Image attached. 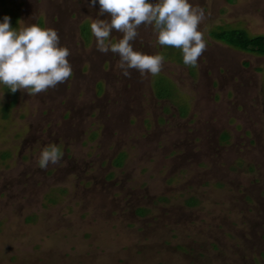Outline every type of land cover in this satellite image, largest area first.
<instances>
[{
	"label": "rangeland",
	"instance_id": "1",
	"mask_svg": "<svg viewBox=\"0 0 264 264\" xmlns=\"http://www.w3.org/2000/svg\"><path fill=\"white\" fill-rule=\"evenodd\" d=\"M90 3L0 0V21L58 30L73 69L35 96L0 84V264H264V54L211 35L264 36V0H190L196 67L142 26L134 49L165 63L129 77L96 50ZM49 144L63 156L41 169Z\"/></svg>",
	"mask_w": 264,
	"mask_h": 264
},
{
	"label": "clouds",
	"instance_id": "2",
	"mask_svg": "<svg viewBox=\"0 0 264 264\" xmlns=\"http://www.w3.org/2000/svg\"><path fill=\"white\" fill-rule=\"evenodd\" d=\"M97 0H91L90 8ZM99 12L91 20L90 30L95 48L101 54L119 56L118 68L125 77L131 70L142 76H157L163 70V54H148L134 49V42L143 26L151 28L161 46L182 52L183 63L196 67L207 49L200 25L206 14L190 0H98ZM108 18L101 19L100 16ZM11 17L0 21V84L12 93L18 90L28 95L45 93L68 81L73 75L68 59L71 51L60 43L58 30L39 23L17 22ZM115 30L119 37H112ZM63 152L57 144L45 146L37 161L41 169L60 163Z\"/></svg>",
	"mask_w": 264,
	"mask_h": 264
},
{
	"label": "trees",
	"instance_id": "3",
	"mask_svg": "<svg viewBox=\"0 0 264 264\" xmlns=\"http://www.w3.org/2000/svg\"><path fill=\"white\" fill-rule=\"evenodd\" d=\"M13 21L11 22L12 26ZM84 29L85 26L82 25L80 28L81 34L84 32ZM211 35L214 39L221 41L231 48L257 54H264V36L248 35L243 29L240 28L219 30L217 33L211 32Z\"/></svg>",
	"mask_w": 264,
	"mask_h": 264
}]
</instances>
